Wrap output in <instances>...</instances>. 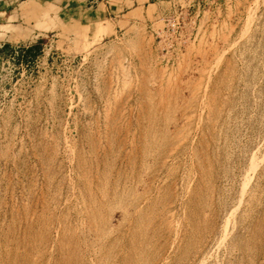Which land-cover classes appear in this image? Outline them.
Masks as SVG:
<instances>
[{"label": "rangeland", "instance_id": "374dc122", "mask_svg": "<svg viewBox=\"0 0 264 264\" xmlns=\"http://www.w3.org/2000/svg\"><path fill=\"white\" fill-rule=\"evenodd\" d=\"M86 3L0 0V264H264V0Z\"/></svg>", "mask_w": 264, "mask_h": 264}, {"label": "crops", "instance_id": "0c3cea01", "mask_svg": "<svg viewBox=\"0 0 264 264\" xmlns=\"http://www.w3.org/2000/svg\"><path fill=\"white\" fill-rule=\"evenodd\" d=\"M87 1L84 13L91 22L95 20H111L116 23L132 11L145 8L152 0H82ZM76 4V3H74Z\"/></svg>", "mask_w": 264, "mask_h": 264}]
</instances>
